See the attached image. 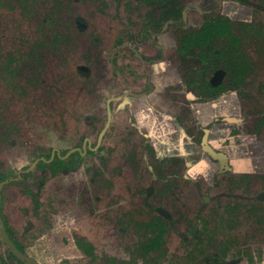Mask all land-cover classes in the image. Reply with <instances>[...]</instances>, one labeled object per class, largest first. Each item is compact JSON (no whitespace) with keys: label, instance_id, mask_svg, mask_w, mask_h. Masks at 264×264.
I'll return each mask as SVG.
<instances>
[{"label":"flooded vegetation","instance_id":"af4514ba","mask_svg":"<svg viewBox=\"0 0 264 264\" xmlns=\"http://www.w3.org/2000/svg\"><path fill=\"white\" fill-rule=\"evenodd\" d=\"M94 1L102 7L109 2V25L104 32L109 41L107 52L91 69L82 66L90 57V52H84L76 72L97 87L91 91L95 110L78 111V117L77 111L73 113L72 119H83L87 126L80 129V125H71L65 119L67 107L56 111L58 102L51 96L54 90L42 88L49 92L44 103L50 119L59 113L60 120L52 127L61 134L58 132L57 139L42 151L29 138L26 143H32L33 153L17 170H3L7 154L0 160L1 176L6 178L0 181V220L9 239L22 254L44 264L15 241L6 222L5 205L19 196L36 209L46 205L51 215L73 212L83 204L88 217L100 214L93 222L95 234L102 240L111 239L114 250L93 257L95 264L96 260L100 264H239L241 260L227 259L223 244L218 251L210 250L213 242L207 239V218L184 216L188 208L178 203L184 194L174 196L172 191L179 187L178 194L188 191L190 197L197 195L198 201L206 200L207 204L208 199L197 192L202 187L199 183L205 182L211 189L220 177L261 173L259 167L264 163V142L259 140L262 134L252 131L257 121L244 123L243 113L248 111L245 98L234 88L247 77L245 65L240 66L247 63V57L242 47L243 33H235L234 13L225 4L228 1H223L214 15L207 9H190L191 3L188 8L182 6L181 0ZM99 13L97 10L95 14ZM81 18L84 16L80 14L74 20L79 34L76 49L93 51L97 48L84 43L91 35L92 22L76 23ZM51 28L49 44L32 48V54L41 53L42 59H50L74 51L66 50L65 44L74 43L72 30ZM54 32L60 37L57 43L53 41ZM41 47L45 48L43 52ZM232 65L237 72L229 71ZM6 69L14 74L10 66ZM230 79L236 83L234 87ZM107 84L112 89H107ZM100 85L103 89H98ZM27 124H21L23 129L30 128ZM250 129L252 132L246 131ZM177 133L198 146L194 153L177 154ZM22 142L11 141V148L16 149L12 153L21 154L17 145L23 151ZM162 142L169 143L162 146L163 151L158 149ZM3 149L0 146V151ZM67 177L72 178L77 193L74 203L64 195L67 186L60 193L56 184ZM95 205L102 209L95 211ZM138 206L143 210L135 212ZM178 213L182 215L176 216ZM0 237L4 242L1 227ZM132 248L139 255L136 262ZM169 257L172 261H165ZM70 262L63 258L64 264Z\"/></svg>","mask_w":264,"mask_h":264},{"label":"rangeland","instance_id":"374dc122","mask_svg":"<svg viewBox=\"0 0 264 264\" xmlns=\"http://www.w3.org/2000/svg\"><path fill=\"white\" fill-rule=\"evenodd\" d=\"M223 1H228L225 3L229 5L228 11L234 13L235 33H243V36L241 34L242 47L247 57V63L240 64V66L245 65L244 74L247 73V77L242 82L243 85L234 87L236 83L233 84L232 79L229 82L230 85L232 84L231 87L238 89L239 91H237L245 98L244 105L248 111L246 114L243 113L244 123L257 121V126L252 127L253 130L246 131L252 130L258 135L262 134L259 135V140L264 142V0H181V3L187 8L191 3L193 5L190 9H207L213 14L221 10ZM97 10L100 11L98 16L95 14ZM80 14L84 18L77 19L76 23L88 24L90 21L92 22L90 24L91 35L87 40H84V43H91L97 48L93 51L76 49L79 34L74 20ZM92 14H95L93 16L96 17L92 18ZM109 16L108 1H105V6L102 7V4L99 6L94 0H82L79 3L75 0H0V146L4 147L3 152L0 151V160L6 154L9 157L16 150L11 148V141L26 142L31 138L37 144V148L42 151L44 147L47 148L51 145L50 142L57 139L59 129L57 131L52 126H55L60 120L59 113L55 112L54 119H50L48 109H46L47 105L44 103L45 95L47 96L49 92L42 88L49 87L54 90L51 96L55 102H58L55 107L56 111L67 107L68 114L65 119L71 125L78 124L82 127L80 129L87 128L86 125H83V119H76V117H78V111L95 110L96 102L91 91L97 87L88 84L87 78L76 72V65L82 62L80 57L84 52L86 54L90 52V57L88 56L84 60L83 67L91 69L92 64L101 62L100 59L106 54V45L109 42L104 33L108 29ZM52 26L60 31L72 30L75 34L74 43L70 41L65 44L68 45L66 50L74 51L66 53L64 57L55 56L47 59L45 56L42 59L41 53L32 54V48L49 44ZM97 30L101 32L97 33ZM44 49L41 47L42 52ZM8 66L14 70V74L6 69ZM232 67L235 71L231 70ZM229 69L230 72H237L235 65ZM61 74L65 75L61 77ZM50 75L58 77L46 78ZM108 85L107 89H112ZM34 86L38 87L34 88ZM32 87L36 89V92H33ZM38 88H41L42 91ZM98 89H103V87L100 85ZM63 98H65V103L62 102L64 105L59 106V101ZM75 111H77L76 117L72 119V116H75L73 114ZM253 114H257V116L254 117ZM23 121H27L30 128L24 127L23 129L21 125L24 123ZM50 127L52 130L48 131ZM80 129L77 128V131ZM59 134L61 133L59 132ZM75 137L77 136L75 135ZM67 145L61 144V147H68ZM17 147L18 151L23 153L20 144ZM19 157L22 162L25 160L23 155H19ZM9 167L12 171L13 167L17 170V162L10 163V160L7 159L3 170L5 171ZM259 169L261 173L245 172L243 178L242 176L230 179L220 177L217 186L211 189L207 188L205 182L199 183L202 187L197 192L201 197L205 196L208 199L207 204H205L206 200L201 202L199 199L198 201L197 195L190 197L188 191H181V194H178L179 187L177 190L172 189L175 193L174 196L184 194L179 196L178 202L185 204V207L188 208L184 210V216L187 217V213L190 216L207 218L210 223V231L206 232L207 239L213 242L210 250L218 251V248L223 244L228 253L227 259H235L237 262L241 260L239 264H264V163ZM1 174L3 173L0 168V180L5 181L6 178H3ZM57 182L58 191L64 192L63 186H67L64 195L67 194L70 203L76 202L77 193L72 178L58 179ZM236 195L240 198H237ZM259 196L262 200L259 199ZM194 202H196V207ZM138 208L143 210L141 206H138L134 211H139ZM181 215L176 214V216ZM254 234L256 235L254 236ZM215 244L218 245L215 246ZM0 249L4 253L3 243H1ZM131 251L136 262L139 255H135V249L132 248ZM126 253L128 256L130 255L128 250ZM241 253L244 255L243 257ZM31 256L36 257L33 253ZM164 259L172 261V257Z\"/></svg>","mask_w":264,"mask_h":264},{"label":"crops","instance_id":"0c3cea01","mask_svg":"<svg viewBox=\"0 0 264 264\" xmlns=\"http://www.w3.org/2000/svg\"><path fill=\"white\" fill-rule=\"evenodd\" d=\"M176 138L178 140L176 141L178 155L183 152L190 155L198 147L178 133ZM184 144L185 146H183ZM158 145V149L163 151L162 146L167 147L169 143L162 142ZM22 147L23 153L20 155H23L25 159L23 162L19 155L15 153L9 155L10 162H17V166H22L28 161L34 150L31 142H22ZM27 177L30 178L31 175L28 174ZM22 202L23 200L18 196L10 205H5L8 227L15 241L22 245L29 254L33 253L44 264H64L63 258L71 260L70 264H93L94 262L91 261L93 257L98 258V255L104 253L109 255L114 250L110 246L111 239L102 240L95 234L93 222H97L101 215L93 213V217H88L84 204L73 212L61 211L51 215L46 205L36 209L31 202ZM98 209L102 208L95 205L94 210ZM25 210L26 212H24ZM96 261V264H100L99 260Z\"/></svg>","mask_w":264,"mask_h":264},{"label":"trees","instance_id":"16d2710c","mask_svg":"<svg viewBox=\"0 0 264 264\" xmlns=\"http://www.w3.org/2000/svg\"><path fill=\"white\" fill-rule=\"evenodd\" d=\"M58 40H60V37L57 32H54L53 41L57 43ZM234 40H236V38ZM36 48L37 46L33 48V50H35ZM1 243L4 244L5 250H4V253H2V250L0 249V264H28L27 262L21 261L20 259H18L15 254L11 253L7 245L2 241L0 237V248H1Z\"/></svg>","mask_w":264,"mask_h":264},{"label":"water","instance_id":"95a60500","mask_svg":"<svg viewBox=\"0 0 264 264\" xmlns=\"http://www.w3.org/2000/svg\"><path fill=\"white\" fill-rule=\"evenodd\" d=\"M0 227H1V233H2V238L4 240V242L7 244L10 252L14 253L20 260L22 261H26L28 264H37L34 260H32L30 257L22 254L15 246L14 244L11 242V240L9 239L4 225L2 223V221L0 220Z\"/></svg>","mask_w":264,"mask_h":264}]
</instances>
